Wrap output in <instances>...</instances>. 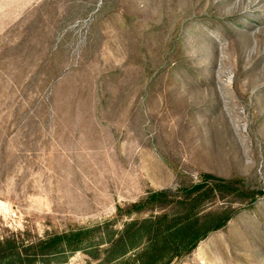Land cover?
Returning <instances> with one entry per match:
<instances>
[{"label": "rangeland", "instance_id": "rangeland-1", "mask_svg": "<svg viewBox=\"0 0 264 264\" xmlns=\"http://www.w3.org/2000/svg\"><path fill=\"white\" fill-rule=\"evenodd\" d=\"M204 175L244 196L171 264H264V0H0V242L24 256L0 264L131 262L144 241L106 261L107 236L158 212L118 209Z\"/></svg>", "mask_w": 264, "mask_h": 264}, {"label": "trees", "instance_id": "trees-1", "mask_svg": "<svg viewBox=\"0 0 264 264\" xmlns=\"http://www.w3.org/2000/svg\"><path fill=\"white\" fill-rule=\"evenodd\" d=\"M242 193L234 181L204 175L202 181L193 186L180 188L176 192L171 190L155 192L126 209L119 208V217L145 211L158 213L127 225L118 233L115 240L107 236L105 241L107 247L103 251L106 261L112 256L113 261L121 259L126 255L127 248L136 245L138 241L139 243L144 241V247L134 260L130 262L129 259L123 258L117 264H171L174 260L192 253L211 232L226 226L235 213L228 210L201 214L205 206L218 199L244 196ZM262 195L263 192L260 193V196ZM172 208L179 211L170 214L169 209ZM159 210L163 212L160 213ZM100 229H83L69 234L51 235L29 247V250L40 251L44 256L77 252L87 243H91L94 234L100 232ZM14 257L16 259L24 257L17 243L0 242V259Z\"/></svg>", "mask_w": 264, "mask_h": 264}]
</instances>
